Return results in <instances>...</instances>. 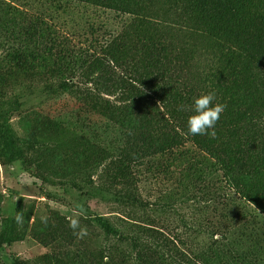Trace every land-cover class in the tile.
Segmentation results:
<instances>
[{
  "label": "rangeland",
  "instance_id": "rangeland-1",
  "mask_svg": "<svg viewBox=\"0 0 264 264\" xmlns=\"http://www.w3.org/2000/svg\"><path fill=\"white\" fill-rule=\"evenodd\" d=\"M210 1L263 56L249 68L252 91H216L226 107L215 137L201 135L213 154L189 144L169 163L140 153L143 130L160 123L131 36L144 22L83 0H0V111L23 155L0 154V264H264V44L243 31L264 20V0ZM169 2L154 21L178 46L199 41L196 26L176 29L187 12ZM119 33L127 40L113 42ZM110 106L123 123L101 115ZM128 127L144 146L129 147Z\"/></svg>",
  "mask_w": 264,
  "mask_h": 264
},
{
  "label": "trees",
  "instance_id": "trees-1",
  "mask_svg": "<svg viewBox=\"0 0 264 264\" xmlns=\"http://www.w3.org/2000/svg\"><path fill=\"white\" fill-rule=\"evenodd\" d=\"M83 1L116 14L131 13L134 15L133 22H144L139 32L131 31V36H134L135 42L143 47L147 58L145 68L153 73L155 85L150 84V86L154 85L156 92L150 91L149 100L154 102L150 115L154 116L152 120H158L160 123L154 128L143 130L147 134L144 139L149 140V143L146 142L147 147L140 150L141 155H151L154 159L163 157L170 163L179 159V150L187 149L189 144L207 153L206 155L209 154L208 156L213 154L215 148L212 147L211 141L203 139L201 135H191L187 132L186 121L190 115L189 109L193 97L201 93H216L219 90L225 94L238 89L243 91L248 88L252 91L254 81L249 68L253 69V66L263 56L259 52L256 54L257 51L252 50L240 36L234 35L230 27L233 16H230V13H221L217 5L210 0H190L191 4L187 7L175 0H164V3L170 1L172 8L186 9L187 15L180 19L181 28H176L177 30H182L184 25L197 27L199 41L190 39L182 46H178L177 34L167 31L161 22L154 21H162L158 19L162 16V9L158 6V2L161 3L163 0ZM195 20L199 22V25ZM263 24L264 20L261 19L258 24L246 26L243 31L257 30L261 33L259 39L264 44ZM205 25L211 26L212 29L207 30ZM131 36L128 35V39ZM120 37L127 40L124 34L122 36L119 33L113 36V42ZM130 80L133 81L132 78ZM157 85H162L163 89ZM59 88L64 90L62 87ZM157 105L167 111V119L160 117L163 113L156 108ZM93 110L96 111L95 108ZM100 113L112 123L124 122L115 108L111 107L109 112L104 108ZM129 128L126 129L129 135V147L135 148L138 144L143 145L144 139L139 138L138 135L140 128ZM159 133L163 135V138L160 135L157 136ZM0 144L3 149H0V154L5 153L8 156L7 154L10 153L14 159H22V152L17 148L18 142L8 129L3 111H0ZM151 144H154L153 149ZM7 221L13 225L14 219H7ZM100 222L102 223V220ZM102 225L108 234H115L119 238H130L109 224L102 223ZM11 236L12 234L9 233L4 238L3 244L12 241ZM142 256L144 257L143 254ZM14 264H20L19 260H15Z\"/></svg>",
  "mask_w": 264,
  "mask_h": 264
},
{
  "label": "clouds",
  "instance_id": "clouds-1",
  "mask_svg": "<svg viewBox=\"0 0 264 264\" xmlns=\"http://www.w3.org/2000/svg\"><path fill=\"white\" fill-rule=\"evenodd\" d=\"M216 97L214 92L201 93L194 96L190 106V115L187 117L186 128L187 132L191 135H209L215 137V125L220 119L226 105L214 103ZM183 107V106H181ZM21 217L16 216L17 222ZM42 222L46 223L47 218L41 217ZM69 227L74 231L79 227V221L76 219L71 220ZM80 236L86 234L84 229H80L78 233Z\"/></svg>",
  "mask_w": 264,
  "mask_h": 264
}]
</instances>
